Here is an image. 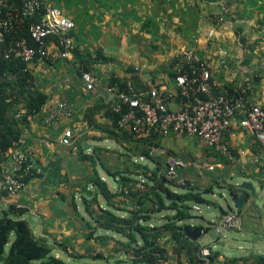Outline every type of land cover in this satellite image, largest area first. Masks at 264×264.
<instances>
[{"label":"crops","instance_id":"crops-1","mask_svg":"<svg viewBox=\"0 0 264 264\" xmlns=\"http://www.w3.org/2000/svg\"><path fill=\"white\" fill-rule=\"evenodd\" d=\"M42 1L46 6L60 8L75 20V53L69 59L53 63L37 60L29 65L34 70L39 87L49 94V102L40 114L31 118L21 143L10 150L5 163L11 166L13 153L22 148L40 173L30 179L18 195L12 197L0 193V206L7 208L9 203H17L26 207L29 211L24 217L32 221L29 223L35 234L39 230L38 236L46 238L49 243L55 239L51 233H64L62 224L65 220L69 221L72 215L81 219V161H91L84 160L83 156L90 153L86 152L84 146L81 151V145L89 146L93 141L95 148H112L97 143L113 140L107 134L112 121L104 107L105 87L113 76L124 80L134 75L147 87L162 81L163 86L173 88L175 70L177 65L183 64L181 57L184 50L194 48L210 64L213 79L219 88L229 91L244 88L246 100L264 108V0ZM210 31L214 32L212 36H209ZM83 60L88 61L102 81L96 94L85 91L83 78L77 74ZM130 68H134V71H129ZM64 99L73 104L74 116L53 127L43 125L41 119L49 106ZM170 107L178 110L184 107V103L179 99L174 100ZM91 117L98 127L89 124ZM66 128L77 133L73 145L61 142ZM224 142L232 150V161L205 147L197 138L185 135L160 137L158 148L164 152L157 155L160 164L142 156L138 158L141 159L140 163L152 169L161 166L164 172L170 156L191 162L180 172L187 179L195 181L200 190H208L204 197L209 201L192 203V210L201 213L206 208L207 216L216 223L224 211H238L244 216L246 235L250 239L264 228V146L252 132L241 126L239 118L233 120L224 135ZM85 170L86 175L89 172L92 175L93 164ZM140 180H144V177ZM244 182L250 183L253 190L241 188ZM257 187L261 193L256 197ZM223 189L228 194L231 191L236 196L247 195L243 207L238 209L230 197L229 209L221 205L218 195ZM175 190L184 191L178 187ZM257 198L260 199L259 203L256 202ZM73 203L79 215L74 213ZM100 206L106 208L102 204ZM94 207L100 210L97 205ZM107 208H110L109 205ZM188 220L183 221L184 225L198 224L195 218ZM59 225L61 229H58ZM208 229L204 230L197 243L201 247H211L214 264H260V257L264 253L257 247L240 254L234 253L232 248L228 249L229 252L221 251L222 244L228 239L225 231L233 229L224 228L221 234L214 229L217 236L202 241ZM110 237L118 239L116 236ZM166 247L170 257L176 259L172 244L168 243ZM185 259L183 254L182 260ZM67 261H72L69 256Z\"/></svg>","mask_w":264,"mask_h":264},{"label":"trees","instance_id":"trees-1","mask_svg":"<svg viewBox=\"0 0 264 264\" xmlns=\"http://www.w3.org/2000/svg\"><path fill=\"white\" fill-rule=\"evenodd\" d=\"M9 3L19 9L22 7L21 0H9ZM45 8L46 5L43 2V8L38 16L25 17L19 23V27L16 26L8 33L6 44L0 51V161L2 162H5V157L11 154L10 150L21 143L25 131L30 126V117L40 114L49 102V94L39 87L34 70L29 65L37 60H44L48 63L56 61L46 56H37L33 62L29 63L21 58L5 56V49L17 39L26 37L31 44H34L29 27L32 22L40 21ZM74 48L72 51L75 53ZM87 71L95 73L88 61L83 60L77 74L81 78ZM129 71H134V68H130ZM109 86L125 91L131 88L137 91L147 89V85L134 75L124 80L113 76L106 84V87ZM239 92L222 89L219 86L215 89L217 95L233 96ZM104 100V107L112 121V126L107 128V134L128 151L127 156L132 160L130 166L132 169L129 168L128 171H121L118 168L106 169L117 182V189L114 191L100 176L93 162V174L81 186V200L87 214H90L97 226L93 225L92 220H86L88 227L92 229L90 235H93L94 230L102 228L126 237V240H119V242L120 251L127 256V261H118L119 264H156L159 258H164L171 264H197L201 245L185 233L183 221L194 217L191 211L192 203H209L204 197V193L208 190H200V186L195 181V185H191L192 180L189 179L185 186H180L176 181L169 180L165 176L161 166L158 165L152 169L148 165L133 160L134 157L142 156L160 164L159 156L151 152L153 147L159 146L160 137H143L128 130L119 129L117 122L120 114L114 110L113 104L107 103L106 98ZM88 121L90 125L98 127V123L92 117ZM83 146L81 145V151ZM95 149L96 151L103 150L99 147ZM217 154L224 157L218 152ZM92 157L91 154L83 156L84 160H92ZM37 175L39 174L27 176L26 182L28 183ZM134 175L144 177V189L136 187L142 180ZM177 187L183 188L184 191H176ZM100 198H103L110 208L101 207ZM73 204L74 213L79 215L76 204ZM94 205H97L100 210H96ZM167 209L173 210L174 213L167 215L165 223L159 225L146 223L153 218L152 214ZM115 210L125 212V216L117 214ZM0 211H2L0 264H103V262L109 264L108 260L115 256H106L99 251L98 254L91 256L96 262H83L81 258L88 255L76 254L67 246L58 244L71 258L72 261L69 262L53 253L55 246L51 245L46 238L35 234L29 220L24 217L29 211L26 207L17 203H9L7 208L0 206ZM82 218L85 219L83 216ZM12 235L14 239L11 240ZM104 237L110 236L105 235L101 238ZM168 243L172 244V250L176 255L174 260L167 250ZM8 244H10V249L7 252ZM183 254L185 260H182ZM259 263L264 264V256L260 257Z\"/></svg>","mask_w":264,"mask_h":264},{"label":"built area","instance_id":"built-area-1","mask_svg":"<svg viewBox=\"0 0 264 264\" xmlns=\"http://www.w3.org/2000/svg\"><path fill=\"white\" fill-rule=\"evenodd\" d=\"M19 9L9 0H0V51L7 41V35L25 17H36L43 8L42 0H21ZM223 20V18H220ZM76 22L54 6H46L40 21L32 22L29 31L34 44L28 38L17 39L5 49V56L21 58L33 62L37 56L48 57L52 61L69 59L73 54L74 29ZM214 34L209 32V36ZM54 44L55 46H51ZM183 64L177 65L174 87L163 86L162 81L151 83L145 90H118L114 86L105 87L106 102L113 104L114 110L120 114L118 127L128 130L138 136H190L195 137L205 147L220 153L227 160H234L230 147L224 142V135L229 130L235 118L240 119L242 127L252 132L264 146V108L249 103L245 98L246 89L242 88L237 95L228 96L215 94L218 83L213 79L211 66L207 60L194 48H186L182 54ZM223 65L227 63L223 60ZM85 91L96 94L102 86L98 75L87 71L83 74ZM181 100L184 107L172 109L174 100ZM74 106L68 100H60L49 106L48 112L42 117L45 126H56L64 119L74 116ZM32 118V117H30ZM77 133L71 128L63 132L61 142L73 145ZM152 154L164 152L158 147L151 149ZM191 162L170 156L167 158L165 176L178 185L185 186L188 179L181 175L180 170L187 168ZM40 169L28 153L19 148L13 153V164L7 166L0 161V193L9 196L18 195L27 185L25 178L39 174ZM191 185H195L192 180ZM144 189V180L136 185ZM212 226L221 234L224 228L242 229L244 216L238 211L224 213ZM156 264H171L164 258H159ZM197 264H214L212 249L204 245L199 251Z\"/></svg>","mask_w":264,"mask_h":264},{"label":"rangeland","instance_id":"rangeland-1","mask_svg":"<svg viewBox=\"0 0 264 264\" xmlns=\"http://www.w3.org/2000/svg\"><path fill=\"white\" fill-rule=\"evenodd\" d=\"M92 144L89 145V148L86 149V152H89L91 155H93L92 157V162H95L96 164V169L98 170L99 174L102 176L103 179H105L110 188L114 191H116V187L115 184H113V182L111 181V176L109 173H107L105 171V169H110V170H114V169H119L121 171H128L127 169L130 168L131 164H132V160L129 159V157L127 156V152L125 148H123L122 146H120L116 141L114 140H110L108 143L106 142H100L97 143V145H102V146H106V145H110L112 148L111 149H103V150H99L96 151L95 146L93 145V141H90ZM133 160H141L140 158L134 157ZM83 162L81 161V185H83L86 180L88 179V177L90 176V172L88 175H86V170L87 167H91V164H93L92 162ZM143 161V160H142ZM186 161V160H185ZM145 162V161H144ZM166 166H167V160H166ZM132 169V168H130ZM165 172H166V167L164 168ZM136 178H140L142 179L143 177L140 176H134ZM91 188H93L91 186ZM220 189V188H218ZM227 190L223 189L220 190V194L218 195V199L221 205H223L226 209L228 208V204L230 203L229 200V194ZM260 190L257 187V193H256V197L259 195ZM77 198L80 200V194L77 195ZM91 197L89 196V199ZM260 199L257 198V203H259ZM81 205V219L77 218V216L72 215V217L68 220H65V222L61 225L58 226V229H61V227L63 228L64 233L61 232H53L51 233V235L55 236V239L50 241V244L55 246L56 251L55 254L56 256H60L62 259H67L68 260V254L66 251H64L58 244H63L65 246H67L69 248V250L73 251L76 254H81V255H88L84 258H81V261L83 262H89V263H93L96 262L95 259H93V257L96 254H98L99 251L103 252L106 256H111V255H115L114 257H112L109 261V264H119L118 261H127V256L122 253L120 251V242L119 240H126V237H123L122 235L116 234L114 232H109L102 229V228H98L96 230H94L93 235H90V231L92 230L91 228L88 227L87 225V221L88 220H92V222L94 221L90 214H87L85 207H84V203L81 200V202L79 203ZM101 204L104 207H108V205L105 203V201L102 199L101 200ZM117 214H120L121 216H125V212L123 211H118L115 210ZM69 212L72 213V209L69 208ZM174 213L173 210H163L161 212H157L156 215L152 214V216H154V220H150L147 221V224L150 225H156V224H163L166 222L167 219V215H172ZM192 214L194 215L193 218H195V220L198 221V223H203L208 229L207 233L204 234V236L201 238L202 241H206V240H210L213 239L217 236V233L214 230V227L212 226L213 223H215V221H212L211 218H209L207 216V209L205 208L201 213L199 211L196 210H192ZM2 216V211H0V217ZM82 216L85 218L83 219ZM87 220V221H86ZM189 221V220H187ZM203 221V222H202ZM29 222L31 223L32 221ZM93 225L96 226L95 222H93ZM97 227V226H96ZM245 227H246V222L244 223V226L241 230L238 229H233V230H226L225 233L228 236L227 241H225L222 245L221 251L222 252H229L228 249L232 248V251L234 253L240 254L243 253L245 250L247 249H252L254 247H257L260 252L264 253V228H262L257 235L255 234L252 238L249 239V237L246 235L247 232L245 231ZM108 234H115V235H109V236H116V238H118L117 240H114L112 238H101L105 235ZM36 235H39V230L36 231ZM14 239V235H12L11 240ZM255 244V246H254ZM242 246V247H240ZM59 247V248H58ZM7 252L10 249V244L7 245L6 247ZM104 264V262H103Z\"/></svg>","mask_w":264,"mask_h":264},{"label":"water","instance_id":"water-1","mask_svg":"<svg viewBox=\"0 0 264 264\" xmlns=\"http://www.w3.org/2000/svg\"><path fill=\"white\" fill-rule=\"evenodd\" d=\"M84 147L86 149L89 148L88 144H85ZM111 181L113 182V184H115V186L117 185V182L115 181L114 177L111 176ZM241 188H248L251 191L253 190V187L250 183L248 182H244L240 185ZM229 197L231 198L232 201H234V203L236 204L238 209H241L243 207V205L245 204L248 196L245 194H242L240 196H236L233 192L229 191ZM203 222V221H202ZM207 227L203 224V223H198L196 225H185L184 229H185V233L192 238L194 241H197L203 234L204 230Z\"/></svg>","mask_w":264,"mask_h":264}]
</instances>
